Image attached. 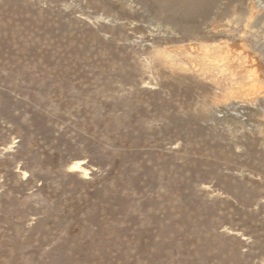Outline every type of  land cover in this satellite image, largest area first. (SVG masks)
I'll list each match as a JSON object with an SVG mask.
<instances>
[{
  "label": "rangeland",
  "instance_id": "rangeland-1",
  "mask_svg": "<svg viewBox=\"0 0 264 264\" xmlns=\"http://www.w3.org/2000/svg\"><path fill=\"white\" fill-rule=\"evenodd\" d=\"M187 1L0 0V264H264V0Z\"/></svg>",
  "mask_w": 264,
  "mask_h": 264
},
{
  "label": "bare ground",
  "instance_id": "bare-ground-1",
  "mask_svg": "<svg viewBox=\"0 0 264 264\" xmlns=\"http://www.w3.org/2000/svg\"><path fill=\"white\" fill-rule=\"evenodd\" d=\"M186 1H187V0H185V2H186ZM191 1H193V0H191ZM208 1H210V0H208ZM208 1L205 0L204 3L207 2V3H206V5H207V4H209ZM211 1H212V0H211ZM169 2H170V1H169ZM182 2H183V1H182ZM187 2H188V1H187ZM187 2H186V3H187ZM193 2H194V1H193ZM201 2H203V1H202V0H196V1H195L196 4H201ZM175 3H176V2H175ZM183 3H184V2H183ZM171 5H172V4H171ZM189 5H191V4H189ZM193 5H194V4H193ZM202 5H204V4H202ZM191 6H192V5H191ZM191 6H190V7H191ZM204 6H205V5H204ZM196 7H198V6L195 5V7H193L192 9H194V8H196ZM166 8H167V7H166ZM168 8H169V7H168ZM204 8H205V7H204ZM189 9H190V8H189ZM197 9H198V8H197ZM201 9H202V7H201ZM201 9H200V11H204V10H205V9H202V10H201ZM206 9H207V7H206ZM186 11H187V10H186ZM197 11H198V10H197ZM187 12H188V11H187ZM191 13H192V12H191ZM191 13H190V14H191ZM202 13H203V12H202ZM194 16H195V15H194ZM185 18H186V17H185ZM199 55H200V54H199ZM71 167H72V166H71ZM82 167H83V166H82L81 163H75L71 169H72L73 171H80V173H81V171H84V169H85V168L83 169ZM86 172H87V170H86ZM83 173H85V171H84ZM87 174H88V173H86V175H87ZM83 175H84V174H83Z\"/></svg>",
  "mask_w": 264,
  "mask_h": 264
}]
</instances>
